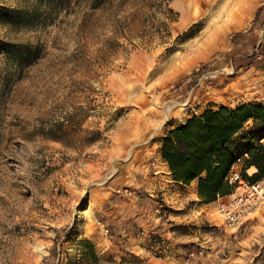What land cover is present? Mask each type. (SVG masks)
<instances>
[{
    "label": "rangeland",
    "instance_id": "1",
    "mask_svg": "<svg viewBox=\"0 0 264 264\" xmlns=\"http://www.w3.org/2000/svg\"><path fill=\"white\" fill-rule=\"evenodd\" d=\"M220 3L238 0H3L24 9L0 25V264H253L263 205L236 231L217 204L200 220L159 154L190 116L264 104V57L232 66L264 46V0L239 29ZM15 46L35 56L11 62ZM153 99L167 117L147 116Z\"/></svg>",
    "mask_w": 264,
    "mask_h": 264
},
{
    "label": "trees",
    "instance_id": "2",
    "mask_svg": "<svg viewBox=\"0 0 264 264\" xmlns=\"http://www.w3.org/2000/svg\"><path fill=\"white\" fill-rule=\"evenodd\" d=\"M27 10L34 12L44 6L69 0H22ZM90 8L97 10L105 0H89ZM22 7V8H23ZM21 8V9H22ZM23 8V9H24ZM10 9L0 0V25L13 26L16 17L22 10ZM264 11V4L258 9L256 18ZM244 34L237 33L232 44L243 40ZM0 42V46H2ZM18 47V48H16ZM20 46L10 51V61L27 60L35 56V52L26 48L22 53ZM257 47V44H254ZM258 55L242 56L234 59L233 69L256 66L264 57V46L257 47ZM251 61L245 66L236 62ZM22 63V61H21ZM248 137L246 138V136ZM255 143V144H254ZM160 159L167 166L173 182L189 186L197 184V196L203 204H211L220 198L228 197L233 192L228 177L241 158L242 175L249 183H255L264 177V104L245 103L234 108L220 106L206 109L198 115L190 116L166 132L159 149ZM254 167L257 173L248 177L247 169ZM253 264H264V245L259 249Z\"/></svg>",
    "mask_w": 264,
    "mask_h": 264
},
{
    "label": "built area",
    "instance_id": "3",
    "mask_svg": "<svg viewBox=\"0 0 264 264\" xmlns=\"http://www.w3.org/2000/svg\"><path fill=\"white\" fill-rule=\"evenodd\" d=\"M236 163L242 162L238 159ZM228 183L234 187L233 192L228 199L217 203L216 212L225 230L236 231L251 219L264 203V177L255 183H249L243 177L242 171L233 167Z\"/></svg>",
    "mask_w": 264,
    "mask_h": 264
},
{
    "label": "bare ground",
    "instance_id": "4",
    "mask_svg": "<svg viewBox=\"0 0 264 264\" xmlns=\"http://www.w3.org/2000/svg\"><path fill=\"white\" fill-rule=\"evenodd\" d=\"M256 2V0H238L237 5L231 9L228 13L224 12L226 8V3H220L216 6L214 14H217V18L221 19L222 25L225 29H239L243 28L247 24L248 18H250L251 7ZM250 83V82H249ZM249 83L247 81H237L232 88L235 89H244L249 88ZM173 102H163L161 100L153 99V106L155 109L148 110L147 116L156 119L162 117H167L169 106ZM185 104H180L178 107L180 110H183ZM257 173V170L254 167L247 169V174L253 176ZM257 230L260 232V230ZM257 231V232H258ZM256 232V233H257Z\"/></svg>",
    "mask_w": 264,
    "mask_h": 264
},
{
    "label": "crops",
    "instance_id": "5",
    "mask_svg": "<svg viewBox=\"0 0 264 264\" xmlns=\"http://www.w3.org/2000/svg\"><path fill=\"white\" fill-rule=\"evenodd\" d=\"M247 137H248V135L246 136V138ZM244 156H245V154L242 157H244ZM241 158H239V160H241ZM241 166H243L242 163H236L234 167L238 171H242V167ZM246 172H247V170H246ZM171 184L172 185L170 186V188L171 189L173 188L175 190L173 192L176 195L174 197V199L177 200L178 202H181V203L182 202L186 203V200L191 201L192 203H194L193 207L195 206V208H197L196 213H200V220L210 221V218L207 217L206 213H204V212L202 213V211H208L212 205L217 204L219 202H222V201H225L226 199H228V197L220 198L216 202L206 205V204L201 203V201L198 199L196 182L191 183L189 186L182 185V184H179V183H176V182H172ZM262 205L261 206H262V210H263V214H264V204H262ZM261 206H260V208H261ZM253 220H254V217L249 219L247 222H245V224L248 225ZM257 235H258V242H261V244L259 246V249H260L264 245V230L262 232H260V233L258 232ZM258 253H259V250H258Z\"/></svg>",
    "mask_w": 264,
    "mask_h": 264
}]
</instances>
